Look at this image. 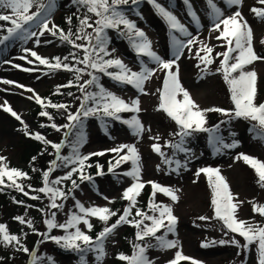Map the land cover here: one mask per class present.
I'll list each match as a JSON object with an SVG mask.
<instances>
[{
	"label": "rangeland",
	"instance_id": "obj_1",
	"mask_svg": "<svg viewBox=\"0 0 264 264\" xmlns=\"http://www.w3.org/2000/svg\"><path fill=\"white\" fill-rule=\"evenodd\" d=\"M158 2L172 11L174 15L183 23L193 36L198 37L208 46L213 48L212 56L214 62L208 66V71L202 72L201 68L197 67L200 63L196 58L195 53L199 50V44L192 46L191 52L184 50L183 55L177 61L179 66V80L182 86L190 93L193 100L201 109L213 107L222 108L228 111L234 110V105L231 101V93L229 86L225 83L223 75L218 72L222 57L218 54L226 51L223 46L224 41L217 40L218 35L215 31H210L213 21L210 17V9L206 0H191L192 8L200 19V26L191 19L188 14V7L184 0H158ZM215 3L224 11L225 15H230L234 11H241L245 20L253 31V48L255 52L264 56V20L255 16L251 11L253 7H264L258 3V0H243V5L239 8L229 7L224 0H215ZM69 0L56 1L55 12L50 16L52 23L60 29L66 30L63 25V16L70 9ZM36 9L33 8L32 11ZM4 10L0 9V12ZM126 16L136 23L137 27L143 30L152 43V49L165 60L174 59V48L172 40H169L170 35H176L180 39L179 33H170L169 28L165 27V21L157 15L155 9L147 6L139 12L140 15L126 13ZM10 14V13H9ZM93 16L90 22H93ZM11 27V24L6 21H0V38L7 35L6 29ZM30 31H38L34 25L26 26ZM51 27V25H49ZM91 32L92 29H87ZM110 35L114 38V56L121 59L132 71H140L141 64H146L149 68L155 69V74L151 79L145 82L144 91L147 95L142 94L131 85H125L113 81L111 78L101 75L105 89L111 91L126 102H131L134 99L140 100L141 111L137 113L125 112L121 116V120H129L134 115L142 122L145 131L142 135L133 134V130L121 120H115L105 132L100 131V124L96 119L89 121L90 138L87 145L83 147L81 155L103 152L105 156L111 155V149L117 148L120 145H135L140 154L141 179L145 183L140 195L137 197V204L140 205L142 194H146V189L149 188L150 194L153 193L152 186L148 182H155L162 186L169 187L173 190H178L176 194L179 200L173 202L170 199H162V205H168L173 209V214L177 217L174 234L169 238L170 241H176L177 247L171 249H156L148 248L150 260L154 264H170L175 259L176 253L180 252L183 256L196 260L198 264H257L256 245L253 244L247 251L238 248L230 241L235 238L241 245L245 242L242 237L237 234L230 233L222 225V222L215 218V213L212 211V188L209 186L207 176L201 173L196 176V172L200 168L211 167L220 170L221 175L226 179L230 186L231 192L241 201L237 216L240 220L249 221L251 223L264 225V217L253 213L252 203L264 205V189L256 184L257 178L253 169H251L243 160H237L236 157L243 153L254 157L261 162H264V143L256 140L254 134L250 133L249 128L251 123L243 119L229 118L220 125V130L217 133L222 137L225 143H231L233 140L238 141L239 147L234 149H224L217 153L215 148L209 143L208 133H195L187 138L185 146L191 149L190 154L174 151L171 148L163 147L166 142L176 143L179 137L175 133L179 131L178 126L171 120L163 111H157L159 106V91L163 88V81L166 76L164 70H160L156 64L151 62L147 57H138L135 51L126 40L118 39L119 36L115 31L109 29ZM39 45L36 43V37H32L26 41L13 37L3 44H0V157L6 158V163L9 166L17 169H27V162L24 157L23 141L25 140L24 125L28 127V131L35 134H40L44 138H55L54 143H57L62 134L68 132V129L55 131L54 135L50 133L49 127L44 126L37 119L36 110L44 109L37 104L35 99H29L33 96L32 92L25 89L31 88L35 94L39 95L45 103L48 102V96L52 93L54 87L63 83V79L67 76L66 71L57 70L50 71L45 65H41L25 49L35 51L39 56L48 59L50 62H55L53 57L62 50L60 45L59 35L53 36L46 32L39 37ZM76 43H85L77 40ZM75 53L79 58L83 57V51ZM203 53H201L202 55ZM21 57H27L22 59ZM31 61V63H29ZM16 65L17 67H13ZM73 66L84 68L83 64L72 63ZM203 67V65H201ZM23 69H28L24 71ZM175 70V69H174ZM90 69H85L81 73L82 78L79 84H83L90 79L87 72ZM115 71V70H110ZM246 71H254L257 74V96L256 102L264 103V60L256 61L247 66ZM10 81L5 84L2 81ZM23 87H16V85ZM82 94V93H81ZM80 98L76 100V111L80 108ZM182 99V97H178ZM11 107L23 120L21 124L19 120L13 117L9 112H5L2 106ZM75 110V109H74ZM215 115L218 119L226 116L220 113H207V125L210 126L215 122ZM217 120V119H216ZM1 121L7 125L9 129L5 131ZM65 123L64 125L68 124ZM234 134V135H233ZM159 136L158 143L162 146V151L165 152L168 158L179 160L181 164H186L187 168H180L179 173L170 171L169 166L163 163L162 158L152 150V145L157 143L151 137ZM126 152V150H125ZM125 153H120L124 155ZM115 158L118 156L115 153ZM65 156H68L66 153ZM112 163V162H111ZM113 164V163H112ZM159 166V170H157ZM50 167V165H49ZM48 167V168H49ZM175 168V164L171 166ZM73 168L68 167L63 171L58 170L54 177L55 180L65 176ZM132 168L131 161L124 165L114 168L107 176L97 180L98 186L84 184L82 191L78 194V199L86 208L88 207H107L112 211L119 204L122 206L128 205V201L122 198L123 192L133 183L131 177L125 176L124 173ZM258 179V178H257ZM69 180H65L60 185H54L61 188L63 191ZM35 193V188L31 190ZM211 191V192H210ZM44 200L39 206L42 207V212H38L37 205L33 202L30 212L24 213L17 209L16 214L24 217L26 221H32V227L27 223L21 224L13 217L12 207L10 204H2L0 199V221L7 226L10 234L20 238L21 243L26 247H31L32 251L41 254L43 250L52 248V240L45 239L46 224L45 219L51 218V214L55 213V219L58 224L65 223L69 216L77 212L74 203L67 198L66 200H57L58 204H62V208H49V197L42 194ZM140 198V199H139ZM111 201V203H110ZM74 207V209H72ZM134 209V208H133ZM132 209V211H134ZM119 211V210H118ZM22 213V214H20ZM123 212H117V217ZM132 216V215H131ZM131 216L129 217L131 219ZM200 217H207L202 220ZM91 224L94 226L98 221L97 218H90ZM114 219V216L110 218ZM139 219V217H138ZM115 220L110 223L113 224ZM109 223V222H108ZM80 229L91 236V231L83 224L79 225ZM132 226L128 224L120 225L113 234L104 241V250L106 255L101 260H97V254L88 258L87 264H126L125 261L119 260L117 257L118 251L124 249L127 243L126 230H131ZM74 231V230H70ZM44 234V235H41ZM65 232L60 228L52 229L47 236H64ZM154 239V238H152ZM226 241L221 244L220 241ZM156 242L150 244L153 245ZM147 243V242H146ZM144 244V243H143ZM208 244V247L202 245ZM54 245V244H53ZM16 245L5 247L0 243V264H28V260L24 263L23 251H17ZM128 250V249H127ZM125 249V251H127ZM26 256L28 253H25ZM133 254V253H132ZM57 264H81L72 256H57Z\"/></svg>",
	"mask_w": 264,
	"mask_h": 264
},
{
	"label": "snow or ice",
	"instance_id": "obj_2",
	"mask_svg": "<svg viewBox=\"0 0 264 264\" xmlns=\"http://www.w3.org/2000/svg\"><path fill=\"white\" fill-rule=\"evenodd\" d=\"M141 2L142 0H72V3L79 6V8L86 9L85 14L82 17H78L79 27L76 33L73 34L71 31L65 33L64 30L52 23L50 16L52 9L55 7V0H47V3H45L44 0H0V9L4 10L0 12V21H6L11 24V27L6 29L7 35L0 38V44H3L13 37L24 41L36 37V43L39 45V37L43 36L46 32L53 36L59 35V39L62 42H66L73 48L83 51L82 58H79L75 52L70 53L69 56L76 64H83L84 68L73 67L71 64L65 63L64 61L69 60V56H65L63 60L60 57H55V62L53 63L39 56L35 51H31L30 49H25L24 51L29 53L31 57H34L36 61H39L41 65H45L50 71L64 70L73 72L76 81L81 80V73H84L85 69L91 70L87 72L90 79L83 84L75 85L79 87L83 94L80 108L76 113L68 112V105L65 104H53L51 101L45 103V101L39 95L35 94L34 90L31 88L25 89L33 93V96L29 97V99L34 98L36 103L43 108L51 107L63 109L65 112H68L67 119L69 123L63 127L68 129L69 132L78 127L82 128V119L90 116H98L101 120L105 117L121 120L120 113L130 112L138 114L141 111L140 100L137 98L129 103L111 91H108L100 84V77L98 74H103L117 83L131 85L142 94L147 95L144 91V84L152 78L156 70L149 68L146 64H141L140 71H132L121 59L112 58V53L115 49H113L112 52L108 50L109 36L107 34V31L111 29L128 40L138 57H147L151 62L156 64L160 70L166 72L163 88L158 90L159 106L157 111H163L175 122L179 128L175 136L179 137V140L176 143L170 141L166 142L163 147L190 154L191 149L187 148L185 144L187 138L193 136L195 133H208L209 143L215 148L217 153L222 152L224 149L239 147L238 141L233 140L231 143H225L223 138L217 135L220 130L219 124L214 128L206 127L208 123L207 113L210 112L220 113L229 118L254 122L252 131L257 133V138L264 140V103L257 104L256 102L257 74L254 71H246L247 66L256 61L264 60V56H260L255 52L253 48V31L241 11L237 10L230 15H225L221 7L215 3V0H206L208 8L210 9V17L213 21L210 31L218 33L216 39L224 41L223 46L226 48V51L218 54L222 57V60L220 61L217 71L222 73L225 83L229 86L234 110L228 111L218 107L201 109L193 100L190 93L180 83L177 61H179L185 49L191 52L192 46L199 44V50L195 53L196 58L200 62L197 64V67L201 68V71L206 73L208 71V66L212 65L214 62L212 56L214 51L213 48L203 41H200L198 37L193 36L188 28L180 22L177 16L174 15L172 11L162 6L158 0H148V3L152 5L157 15L167 24L169 32L179 33L181 37L185 38L182 40L174 34L171 35L172 46L174 48V59H162L152 49V43L146 33L138 28L136 23L130 20L121 10L123 6H138ZM184 3L188 7V14L191 19L197 26H200V19L192 8L191 0H184ZM224 3L229 7L239 8L243 5V0H224ZM258 3L264 6V0H258ZM33 8L36 10L32 11ZM251 11L256 17L264 20V7H253ZM136 14L140 15L139 12ZM93 16L95 20L90 22ZM68 23L71 24V17L68 18ZM28 25H34L38 31H30L26 27ZM49 25H51V27H49ZM87 29H92V31L88 32ZM73 35H75V39H73ZM77 40L84 41L85 43L78 44L76 43ZM261 43H264V41H261ZM201 53H203V55H201ZM106 57L108 58L106 59ZM21 58L27 59V57ZM29 63H31V61H29ZM201 65H203V67H201ZM13 67L17 66L13 65ZM110 69H115V71H110ZM23 70L28 71V69ZM2 82L5 84L11 83L6 80ZM72 86L74 85L70 81L67 85H63L62 87ZM87 86H94L98 91L86 92ZM16 87L23 86L17 84ZM57 91H59V89ZM69 95H71V93H69ZM178 97H182V99H178ZM89 102L92 104L91 107L88 106ZM2 107L5 112H9L13 117L19 120L21 124H24L21 117L13 111L11 107L6 106V102L5 106ZM40 115L48 117L49 120L53 119L47 111H42ZM121 122L132 129L134 135L140 136L145 131L142 122L135 115L131 119L121 120ZM221 123H225V121H221ZM50 127L56 131L61 130L55 123H52ZM69 132H65L66 137L69 135ZM24 134L26 136L30 135L26 124L24 125ZM32 138L42 142L44 145L51 144V147L56 153V159L51 162L48 171L43 172L44 186L36 191L44 193L49 197V208H62L63 205L58 204L57 200H66L68 198L67 194L61 188L55 187L54 185H60L65 180H71L73 189L77 188L79 185L76 180L72 179L74 173H79V179L81 181L91 180L92 177L85 174V162L90 159V155H104V153H92L89 156H82L79 152V147L84 141L82 134L78 137L76 144L72 145L71 156L60 155L62 147L65 146L64 142L59 144L51 143L38 133L32 136ZM151 138L157 141V143L152 145V150L162 158L163 163L169 166L170 171L179 173L180 168H187L186 164H181L179 160H173L166 156L165 152L162 151V146L158 143L160 139L159 136ZM111 151L117 154L118 159L115 160L114 164L110 162L109 172L119 167L121 163L131 161L132 164L131 170L125 172L124 175L131 177L133 183L122 194V198L129 202V206L124 209L122 215H119L115 223L107 226L110 218L117 215L115 211L107 207L86 208L77 201L76 208L78 212L72 213L65 223L58 224L55 219V213H52L51 218L44 221L49 232H51L52 229L60 228L65 232V235L61 237L46 235L45 239L52 240L66 250L79 253L95 251L97 253V260L99 261L106 255L104 241L113 234L120 225L128 224L137 229V241L143 242L146 241V239L154 238L158 246L162 249L177 247L176 241H170L165 238L167 233L174 232L175 225L177 224V217L173 214V209L170 206L155 203L154 197L156 193H163L170 197L173 202H176L179 200V196L176 194L178 190H173L155 182H148L153 189V199L149 201V209L153 214L149 215L137 208L135 217H139V219H129L132 215V209L136 207L137 197L145 187V183L141 179L140 154L135 145H120L117 148L111 149ZM120 153L125 154L120 155ZM236 159L243 160L245 164L254 170L258 178L257 183L259 187L264 189V162L243 153L239 154ZM5 161L6 158L0 157V185H4V178L7 177V180L10 182L8 186H14L16 190L24 192L22 184L18 183L17 180L27 178V174L18 169L9 168ZM57 161H60L65 167L69 165H78V167H73L65 176L50 181L49 177L51 172L60 166ZM173 164H175V168L171 167ZM88 166L90 167V165ZM33 170L35 171V169ZM157 170H159V166ZM201 173L207 176L209 186L212 188L211 204L214 209L215 218L222 222L223 227L227 229L228 232L242 237L245 243L241 245L235 238L230 242L245 251H247L251 245L255 244L258 258L257 264H264V225L251 223L238 218L237 212L242 202L238 201L231 192L229 184L221 175L219 169L211 167L200 168L197 170L196 176H199ZM98 174L103 173L100 172ZM24 195L27 196L28 193L24 192ZM30 198L37 200L39 196L34 195ZM17 203L22 202L17 201ZM250 203H252L253 213L264 217V205L255 202ZM93 217L106 225L95 240L79 227L80 224H83L91 231L93 225L90 222V218ZM15 219L21 224L27 223L29 227H32L31 220L26 221L24 217H16ZM200 219L205 220L207 217H200ZM146 221L150 223H146ZM161 229L165 230V236L157 235ZM0 243L5 247L16 245L18 246L17 251L29 253V249L21 243L20 238L10 234L7 226L4 224H0ZM220 243L224 244L226 241L221 240ZM202 246L208 247V244ZM149 247H152V245L147 243H134L133 254L131 256L120 254L117 258L121 261H125L126 264H154L146 254ZM29 254L31 256V264H40L41 257L37 256L35 252ZM188 259L190 258L177 252L175 259L171 261L170 264H179L180 261ZM48 264H54L51 257H48ZM81 264H84L83 255L81 256ZM191 264H198V262L192 260Z\"/></svg>",
	"mask_w": 264,
	"mask_h": 264
},
{
	"label": "trees",
	"instance_id": "obj_3",
	"mask_svg": "<svg viewBox=\"0 0 264 264\" xmlns=\"http://www.w3.org/2000/svg\"><path fill=\"white\" fill-rule=\"evenodd\" d=\"M144 3H145V0H142V2L138 6H123L121 9L130 10V11L134 12L136 8H141V6ZM71 7H72V12L68 13L64 17L63 23H64L65 28H66V33L71 31L73 34H75L78 27H79L78 17H82L85 14L86 9L79 8V6L72 3V0H71ZM53 10L54 9H52V11ZM89 15H91V14H89ZM69 17H71V24L68 23ZM107 34L109 36V45H108V50H109V47L111 45L112 40H111L108 32H107ZM73 39H75V35H73ZM60 44L63 48L59 54L55 55V57H60L62 60L65 56H69L70 53L75 52V50H76L70 44H68L66 42H60ZM107 58L108 57H106V59ZM64 62L72 65L73 60L69 56V60L64 61ZM99 77H100L99 82L103 86V79L100 75H99ZM70 81L73 83L74 86L62 87L63 85H67ZM63 82L64 83L62 85H57L55 87L54 91L50 94L49 99H50L51 103H53V104L68 105V112L74 113V109L76 107L75 106L76 100L78 98H80V94H81L79 87H77L75 85H79L80 81H76L75 80V74L73 72H71V73L67 74V76L63 79ZM58 89H59V91H57ZM96 91H98V89H96L94 86H87L86 87V92H96ZM69 93H71V95H69ZM82 98H83V94H81V99ZM88 106H90V107L92 106L91 102H89ZM42 111H44V110H42L41 108L37 109L36 110V116L40 122L49 126L50 132L52 135H54V133L56 131L55 129L50 127V125L52 123H55L57 126H59L62 129L64 124L69 122L67 119L68 112H65L63 109H55V108H51V107L47 108L46 111L52 116V118H53L52 120H49L48 117H46V116H41L40 113ZM95 117H98V116H95ZM88 119H89V117L82 119V123H83L82 128L78 127V128L71 130L69 137H68V142H67L68 156L72 155V145L76 144L77 139L81 134L84 137V141H83L82 145L87 142V140H88L87 132L88 131H87V123L85 121ZM106 121H108V118H103V120L101 121L102 126L106 124L105 123ZM252 128H253V126H251L249 129L250 133L254 134V136L257 140H261L264 142V140L257 138V133L252 131ZM50 142L53 143L52 141H50ZM22 143H23V147H24V157H25V161L27 162L26 165L28 166V168L20 170V171L26 173L27 178L18 179L17 182L22 184V186L25 190L24 192L29 191L28 189L30 187H35V190H38L42 186H44L43 172L47 171L49 163H51V158H50L51 156L50 155L52 154V156H53V148L51 147V144L44 145L42 142L35 140L33 138H26ZM81 147L82 146L79 147V151H80ZM33 158H35V159H33ZM88 165H90V167ZM9 168H12V166ZM33 169H35V171ZM106 169H107V163L105 160H102L101 157H92L91 159L86 161L85 169H84L85 174L91 176L92 179L81 181L79 179V173H76L73 177V180H76L78 185L80 183H83V182H89V181L91 182L93 180V178H97L99 176L104 175V173L106 172ZM100 172H102L103 174H98ZM4 181H5L4 185H0V199H1V202L3 201L2 204H10V206L12 207L13 217H20L19 213L16 214L17 209L22 210L23 214L28 213V212H30V210L32 208L33 202H35L36 204H41L40 202H42L44 200L41 192L35 191L37 194L35 196H39V199L33 200V199L28 198L26 195H24L23 194L24 192H20V191L16 190V188L14 186H12V187L8 186V184L10 182L7 180V177L4 178ZM255 182L257 183V179H255ZM78 188H80V187L78 186ZM67 189H68V192H67L68 195L70 194L71 198L73 200H76V193H75V191H73L72 184ZM17 201L22 202V203H17ZM144 204L145 203L143 201V203H141V205H140L139 210H141V211L144 210ZM120 205H122V204H120ZM120 205H117L115 207L114 211L116 213L121 208ZM213 210L214 209H212V211ZM20 214H22V213H20ZM134 216H135V213H134ZM135 218L137 219L138 217H135ZM116 219H117L116 216H114V219L111 220V222H110V220L108 221L109 222L108 225H110V223H112ZM105 226L106 225L103 222L101 224H99L98 229L94 230V236L96 235L97 232L98 233L101 232ZM136 231H137V229L135 227H133L131 230L125 231V234H127V240L128 241L126 243V247H124V249L123 248L120 249L119 253L127 255V256L132 255L133 244L138 243L135 240ZM162 233L163 234H159L158 236H165V230ZM166 236H165V238H166ZM96 237H97V235L93 239H95ZM140 244H142V243H140ZM157 246H158V244L156 242V244H153L152 247H149V248L155 249ZM125 249L126 250L128 249V250L125 251ZM54 250H57L61 254L64 253L66 255H74L79 260H81L82 255L85 259L92 252V251H87L85 253H79L76 251L66 250V249L59 247L58 245H55L52 248H49V249L44 250L42 252V254L39 256L42 258L40 261V264H48V257H51L52 261H54L55 256H56L54 254ZM148 253H149V251H148ZM148 253H146V254L149 257ZM23 259L25 262L26 261L25 255H24ZM115 264H119V263H115ZM179 264H188V263L187 262H180Z\"/></svg>",
	"mask_w": 264,
	"mask_h": 264
},
{
	"label": "bare ground",
	"instance_id": "obj_4",
	"mask_svg": "<svg viewBox=\"0 0 264 264\" xmlns=\"http://www.w3.org/2000/svg\"><path fill=\"white\" fill-rule=\"evenodd\" d=\"M4 122L1 121V125L4 126L5 131H7V129H9L7 125H10L11 122H10V124H8V123L5 124Z\"/></svg>",
	"mask_w": 264,
	"mask_h": 264
}]
</instances>
